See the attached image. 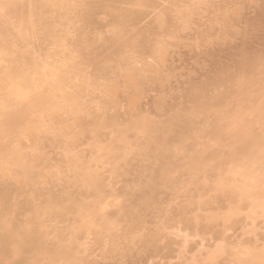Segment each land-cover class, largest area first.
I'll list each match as a JSON object with an SVG mask.
<instances>
[{"label":"bare ground","instance_id":"obj_1","mask_svg":"<svg viewBox=\"0 0 264 264\" xmlns=\"http://www.w3.org/2000/svg\"><path fill=\"white\" fill-rule=\"evenodd\" d=\"M258 66L264 0H0V263L264 264Z\"/></svg>","mask_w":264,"mask_h":264},{"label":"rangeland","instance_id":"obj_2","mask_svg":"<svg viewBox=\"0 0 264 264\" xmlns=\"http://www.w3.org/2000/svg\"><path fill=\"white\" fill-rule=\"evenodd\" d=\"M262 68H263V67L260 68V66H258V68H257L253 73H250L251 75H249L248 77H250V76L253 77V78H252V79H254L253 81H254V82L256 81L255 83H257V80H256V79H259V78H257V76H260V75H256V74H254V73H255L256 71H258V73H261V75H262V77H260L261 80H260V79H259V80L261 81V83H262V81H263V83H262V85H263V84H264V76H263V75H264V71H263V72L261 71ZM256 73H257V72H256ZM258 73H257V74H258ZM253 74H254V76H256V77L252 76ZM251 77H250V78H247V80L249 79V80H250V83H252V84H251L252 87H250V88L255 89V87H256L258 84H261V83H258L257 85H255V86L253 87V84H255V83H254V82H251V80H252ZM255 78H256V79H255ZM259 80H258V81H259ZM246 83L248 84L247 86L250 85L248 81H247ZM258 86H259V85H258ZM258 86H257V87H258ZM211 87H212V86H210V88H211ZM210 88L207 86L206 89H203L204 92L206 91V93H204L203 90H202V91L199 90V92H198L197 90L195 91V93L198 92V94H200L199 97H204V96L207 95V94L211 95V93H209V92L214 93V95L212 94L211 97H210L209 95H207L206 98L204 97L205 100H203V98H201L202 100H200V98L197 97L198 94H197L196 96L194 95V96H195V99H196V98L199 99V101L196 100L197 102H200V101H201V102L203 103V102L205 101L206 103L204 102V104H205L207 107H209V108L211 107V108H210L211 110H210L209 108L207 109V110L210 111V112H208L207 110L205 111V112H208L209 114H211V111H212V110H216V109H217V106H215V105H217V104H214V103H217V101H216V102H212V100L215 99V98H213V97H214L215 95H216L217 97H219L220 95H223V94H222L223 92L227 93V92L230 90V89H228V88L225 89V88H223V87H219L220 89L217 88V90H215L214 88H211L212 90L214 89L213 91H211ZM221 89H222V91H221ZM253 89H252V90H253ZM219 90H220V91H219ZM224 90H226V91H224ZM208 91H209V92H208ZM214 91H216L217 94H215ZM230 91H231V90H230ZM230 91H229V92H230ZM248 91H249V90H248ZM200 92H201V93H200ZM220 92H221V93H220ZM229 92H228V93H229ZM202 93H203L204 95H203ZM216 96H215V97H216ZM184 100H185V99H184ZM206 100H207V101H206ZM210 100H211V102H210ZM180 101H181V100H180ZM196 101H195V102H196ZM213 101H215V100H213ZM177 102H178V103H177ZM186 102H187V104L192 103V102H189V101H186ZM186 102H183V103H181V104L183 105V104L186 103ZM195 102H193V103H194L195 105H196V104L198 105V103H195ZM201 102H200V103H201ZM207 102H210L211 105H212L213 107L210 106V104L207 103ZM200 103H199V105H200ZM194 104L190 105V107H191V106H195ZM208 104H209V105H208ZM225 104H226V103H224V104H222V105H225ZM175 105H176V107H173V109H175V110L172 109L171 112H175V113H176L179 109L182 110V111L184 110V112H185V111H188V112H189L190 110H191V111L193 110L192 107H191V108L189 107V105L184 106V109H183V106L180 107V105H179V101H176V104H175ZM214 106L216 107V109L214 108ZM245 106H247V107H245ZM245 106H241V109H243V111H245V114H248V115H249V113H250L249 111H251L252 108H253L254 106H252V105H250V106H249V105H245ZM251 106H252V107H251ZM188 107H189L190 109H189ZM221 107H222V106H221ZM243 107H245L246 110H245ZM248 107H249V109H247ZM178 108H179V109H178ZM213 108H214V109H213ZM218 108H220V107L218 106ZM222 108H223V107H222ZM176 109H178V110H176ZM220 109H221V108H220ZM217 112L219 113V112H221V110L217 109ZM246 112H249V113H246ZM212 113H214V111H212ZM171 114H172V113H171ZM250 115H252V114H250ZM250 115H249V116H250ZM245 116H246V115H245ZM252 116H253V115H252ZM253 117H254V116H253ZM250 118H251V117H250ZM251 119H254V120H255V119H257V118L254 117V118H251ZM123 124H124V121H123ZM260 124H261V123H260ZM260 124H259V125H260ZM263 125H264V123H263ZM263 125L261 124L260 127H261V128L263 127V129H264V126H263ZM119 126H120V125H119ZM119 126H117V127H119ZM121 126H122V127H121ZM121 126H120L121 129H122L123 127L125 128V126H127V123H125L124 125H121ZM127 129H128V128H127ZM218 129H219V128H217V129L215 128V130H218ZM123 130H124V129H123ZM128 130H131V132H132V129H131V128L128 129ZM125 131H126V128H125ZM125 131H123V133L121 132V137L124 135V132H125ZM257 131H258V128H257ZM255 132H256V131H255ZM128 133H129V132H128ZM125 134H126V132H125ZM118 136H119V137H118ZM124 136H125V135H124ZM117 137L120 138V133H119V135H117ZM126 137H127V138H126ZM122 139H123V138L118 139L119 141H117V139H116V141H115L116 143H113V144H112V147L114 148V152L116 151L117 148H119L117 151L120 150V146L118 145V143H120V142L122 143V152H123V150H124V148H125L123 145L126 144V145L129 146V145L131 144L130 141L127 142V143H124L123 141L126 142V141L129 140V139H130V140H132V139L135 140V136L133 135V132H132V133H130V134H127V135L124 137L125 140L122 141ZM133 140L131 141L132 143L134 142ZM128 143H129V144H128ZM114 145H115V147H114ZM131 145H132V144H131ZM131 145H130L129 147H131ZM123 147H124V148H123ZM126 148H127V147H126ZM126 148H125V150H128V148H127V149H126ZM111 150L113 151L112 148H111ZM111 150H110V154H111V153L113 154L114 152H111ZM125 150H124V151H125ZM117 151H116L115 154H118ZM120 151H121V150H120ZM120 151H119V152H120ZM156 167H157V166H156ZM133 189H134V188H133ZM213 192H214V191H213ZM214 193H215V192H214ZM247 212H248V211H247ZM24 217H25V215H23V217L21 216L22 219H23ZM26 217H27V216H26ZM26 217H25L23 220H25ZM112 217H113V216H112ZM21 218H20V222L22 223L23 220H22ZM18 221H19V220H18ZM70 222H71V221H70ZM70 222H68V225H69ZM71 223H72V222H71ZM71 223H70V224H71ZM240 230H241V229H240ZM240 230H239V231H240ZM242 232H244L243 229H242L241 232H239V233H242ZM190 236H191V235H190ZM187 241L189 242V245L193 242V241H192V238H191V239H188ZM187 241H186L185 243H187ZM191 241H192V242H191ZM193 243H194V242H193ZM193 243H192V244H193ZM174 244H176V247H178V248H179V247H181V248L183 247V244H181V243H179V245H177L178 243H174ZM174 244H173V247L176 248V247L174 246ZM180 244H181V245H180ZM186 247H187V246H186ZM188 247H189V246H188ZM4 260H6L5 257H4ZM5 262H6L7 264H11L8 260L5 261ZM0 264H2V263H0Z\"/></svg>","mask_w":264,"mask_h":264}]
</instances>
